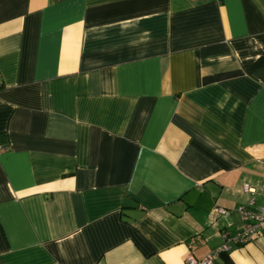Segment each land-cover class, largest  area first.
<instances>
[{
  "label": "crops",
  "instance_id": "0c3cea01",
  "mask_svg": "<svg viewBox=\"0 0 264 264\" xmlns=\"http://www.w3.org/2000/svg\"><path fill=\"white\" fill-rule=\"evenodd\" d=\"M245 181L264 0H0V264H186ZM212 264H264V223Z\"/></svg>",
  "mask_w": 264,
  "mask_h": 264
},
{
  "label": "built area",
  "instance_id": "2783aa9c",
  "mask_svg": "<svg viewBox=\"0 0 264 264\" xmlns=\"http://www.w3.org/2000/svg\"><path fill=\"white\" fill-rule=\"evenodd\" d=\"M241 190L248 194L246 202L238 208L243 219L241 228L234 234L222 231V242L219 245L212 248L200 259L188 255L185 258L186 264H212L218 253L229 249L231 243L238 245L245 244L259 231L261 224L264 223V192L247 181L241 184ZM257 196H260V198L257 199ZM212 212L225 215L227 210L223 207H214Z\"/></svg>",
  "mask_w": 264,
  "mask_h": 264
}]
</instances>
